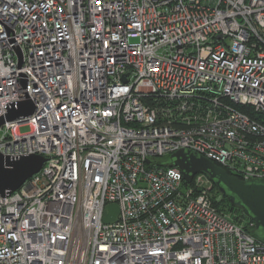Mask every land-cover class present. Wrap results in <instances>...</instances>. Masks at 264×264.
I'll use <instances>...</instances> for the list:
<instances>
[{"label": "built area", "instance_id": "obj_1", "mask_svg": "<svg viewBox=\"0 0 264 264\" xmlns=\"http://www.w3.org/2000/svg\"><path fill=\"white\" fill-rule=\"evenodd\" d=\"M26 100L0 154L46 160L0 196V264H264L207 175L146 164L264 181V0H0V118Z\"/></svg>", "mask_w": 264, "mask_h": 264}, {"label": "water", "instance_id": "obj_2", "mask_svg": "<svg viewBox=\"0 0 264 264\" xmlns=\"http://www.w3.org/2000/svg\"><path fill=\"white\" fill-rule=\"evenodd\" d=\"M33 111L34 106L26 100L20 103L18 108L13 107L0 118V125L5 120H14ZM45 160L39 154H28L15 159L0 154V196L17 190L27 178L38 173ZM169 162L181 170L185 182H190L196 174L207 175L210 183L220 194L226 196L230 205L240 207L242 213L253 221L256 234L264 239V181H242L212 160L190 150L178 149L172 152ZM150 163H153V160L146 159V164ZM105 210L102 221L114 222L119 211L117 204H108Z\"/></svg>", "mask_w": 264, "mask_h": 264}, {"label": "trees", "instance_id": "obj_3", "mask_svg": "<svg viewBox=\"0 0 264 264\" xmlns=\"http://www.w3.org/2000/svg\"><path fill=\"white\" fill-rule=\"evenodd\" d=\"M257 118L262 123H264V117L263 116L257 115ZM169 157H170V154L158 157L157 159H153V164L159 165L162 167L174 166L173 164H170ZM225 170L229 174H232L227 169H225ZM211 192L213 194L212 205H214L217 208V210H219L220 212H223V213H225V212L228 213L235 223H239L240 225H242L244 227L245 231H248L252 236H255L257 239L259 238V239L264 241V239L261 236L256 234L255 226H253V227L247 226V224H249V222H251L252 220L247 215H244L242 213V210L240 207H238L236 205L235 206L230 205L226 196L220 194L216 190L214 185L212 186Z\"/></svg>", "mask_w": 264, "mask_h": 264}, {"label": "rangeland", "instance_id": "obj_4", "mask_svg": "<svg viewBox=\"0 0 264 264\" xmlns=\"http://www.w3.org/2000/svg\"><path fill=\"white\" fill-rule=\"evenodd\" d=\"M28 129H29V127H27L26 124L20 126V132H22V133H25V131H27ZM211 195H213L212 192H211Z\"/></svg>", "mask_w": 264, "mask_h": 264}, {"label": "bare ground", "instance_id": "obj_5", "mask_svg": "<svg viewBox=\"0 0 264 264\" xmlns=\"http://www.w3.org/2000/svg\"><path fill=\"white\" fill-rule=\"evenodd\" d=\"M8 157V156H7ZM18 157H21V156H18ZM10 158V157H9ZM15 158H17V157H15ZM15 158H10V159H15ZM7 194V193H6ZM1 197H3V196H1Z\"/></svg>", "mask_w": 264, "mask_h": 264}]
</instances>
